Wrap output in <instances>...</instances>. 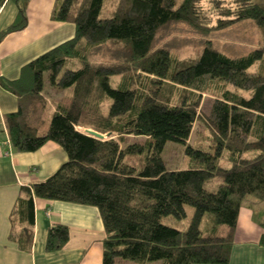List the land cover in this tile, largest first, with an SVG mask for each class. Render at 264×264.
Segmentation results:
<instances>
[{"label":"trees","instance_id":"trees-1","mask_svg":"<svg viewBox=\"0 0 264 264\" xmlns=\"http://www.w3.org/2000/svg\"><path fill=\"white\" fill-rule=\"evenodd\" d=\"M30 1L0 0V6L13 2L18 9L0 42L28 26ZM105 2L57 0L52 19L73 23L75 37L25 65L16 80L0 72V86L18 101V110L5 116L14 150L33 153L53 142L67 155L47 180L21 187L9 240L31 253L35 199H45L98 208L106 234L103 264H228L245 197L264 201V4L115 0L103 14ZM203 3L217 16L213 25ZM245 20L258 26L260 44L238 57L208 39L197 56L187 58L159 44L172 24L207 33ZM101 48L113 60L93 62ZM46 85L64 92L50 109ZM207 92L215 98L205 113ZM196 122L211 134L209 151L189 144ZM130 136L146 139L128 144ZM168 141L184 145L187 169L167 168ZM130 155L141 161L127 163ZM225 159L230 167L221 165ZM216 177L222 184L207 190ZM187 206L194 213L186 230L165 224L186 218ZM69 238L67 226L53 225L46 250L60 251Z\"/></svg>","mask_w":264,"mask_h":264},{"label":"crops","instance_id":"crops-1","mask_svg":"<svg viewBox=\"0 0 264 264\" xmlns=\"http://www.w3.org/2000/svg\"><path fill=\"white\" fill-rule=\"evenodd\" d=\"M253 1L264 4V0ZM56 3L57 0H31L28 26L0 42V72L4 78L18 79L25 65L74 37V24L52 19ZM17 14L13 2L0 6V33L15 21ZM17 110V98L0 86V264H103L106 234L100 212L93 206L35 199V243L31 253L21 251L9 240L10 215L21 187L47 180L67 160L64 150L53 142L33 153L15 151L5 116ZM256 216L253 207L242 205L228 264H264V208ZM55 224L67 226L70 238L60 251L48 252V233ZM116 264L126 263L117 260Z\"/></svg>","mask_w":264,"mask_h":264},{"label":"rangeland","instance_id":"rangeland-1","mask_svg":"<svg viewBox=\"0 0 264 264\" xmlns=\"http://www.w3.org/2000/svg\"><path fill=\"white\" fill-rule=\"evenodd\" d=\"M108 1L109 0H106L105 2L103 14L109 11V8H107L108 5L110 7L113 6L115 0H110L109 3ZM180 2L181 0H178V3ZM203 4L204 7L210 11V25H213L216 21L217 16H215L212 6L209 5V3ZM73 38L59 44L58 46L72 40ZM207 39L213 41L214 45L217 46L221 51H223L227 55L238 57L251 52L259 46L260 30L256 24L249 20L236 23L235 25L224 30H209L207 33H201L189 27L188 25L178 23L169 25L167 28H165L163 32L160 33L159 44L162 47L168 48L173 54H176L178 57L187 58L197 56L203 48V43ZM107 50L108 49L106 48L99 49L91 57V60L97 63H105L109 62L110 60H113L110 59L111 55H109V52ZM252 69L254 70V68ZM45 91L46 96L50 101V103H48L49 109L53 108V104L55 101H58L63 98L64 92L52 88L49 85H46ZM214 96L215 94L212 95L210 92L202 94L203 112H209L210 107L215 98ZM47 116L49 117V115H46V117ZM45 128L46 125H42L40 132L45 131ZM126 139V143L129 144L134 142H144L146 138L130 136ZM189 144L196 148H200L206 151L211 150V134L203 123H195L189 139ZM163 160L165 161L167 168L170 170L187 169L190 166V158L185 154L184 145L174 141L167 142L163 152ZM139 161H141V156L139 155H130L126 158V162L133 165H136L137 163H139ZM221 165L223 167H230V163L226 159L221 161ZM222 182L223 179L221 177H216L207 183L206 188L209 191H215L217 190L218 186L222 184ZM243 207H253L255 214H257L258 216L259 212H261V210H263L264 208V201L258 199L255 196L248 195L243 201ZM186 208V218L182 219L181 221L175 220L173 218H168L165 220V224L178 228L180 230H186L190 224L191 218L194 213L192 207L187 206ZM207 220L208 218H206V221ZM205 222L203 224V228L205 226ZM121 261H124V263L126 264H137L130 260ZM148 264H160V261L151 262Z\"/></svg>","mask_w":264,"mask_h":264},{"label":"water","instance_id":"water-1","mask_svg":"<svg viewBox=\"0 0 264 264\" xmlns=\"http://www.w3.org/2000/svg\"><path fill=\"white\" fill-rule=\"evenodd\" d=\"M88 132L96 137H99V138H102L104 136L100 135L99 133L95 132V131H92V130H88Z\"/></svg>","mask_w":264,"mask_h":264}]
</instances>
